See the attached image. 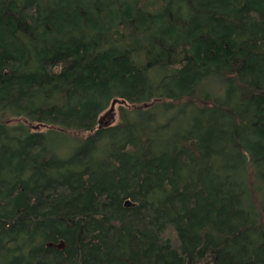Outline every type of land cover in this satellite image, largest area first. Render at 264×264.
I'll use <instances>...</instances> for the list:
<instances>
[{"label": "trees", "instance_id": "trees-1", "mask_svg": "<svg viewBox=\"0 0 264 264\" xmlns=\"http://www.w3.org/2000/svg\"><path fill=\"white\" fill-rule=\"evenodd\" d=\"M80 254L264 264V0H0V260Z\"/></svg>", "mask_w": 264, "mask_h": 264}, {"label": "rangeland", "instance_id": "rangeland-1", "mask_svg": "<svg viewBox=\"0 0 264 264\" xmlns=\"http://www.w3.org/2000/svg\"><path fill=\"white\" fill-rule=\"evenodd\" d=\"M121 107L129 108V105L122 100L113 101L111 105L109 106V108L101 115L100 120H99V126H112V125L117 124L120 120V108ZM2 259L0 260V262L4 264L5 259H3L4 261Z\"/></svg>", "mask_w": 264, "mask_h": 264}, {"label": "water", "instance_id": "water-1", "mask_svg": "<svg viewBox=\"0 0 264 264\" xmlns=\"http://www.w3.org/2000/svg\"><path fill=\"white\" fill-rule=\"evenodd\" d=\"M135 204H133L131 201H127L126 202V206L127 207H132V206H134ZM73 225H76V221H74L73 223H72ZM81 259H82V254H80V260H79V263L78 264H81Z\"/></svg>", "mask_w": 264, "mask_h": 264}]
</instances>
